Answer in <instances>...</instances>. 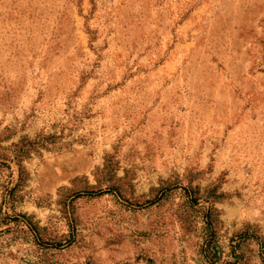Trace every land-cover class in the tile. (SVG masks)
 Returning a JSON list of instances; mask_svg holds the SVG:
<instances>
[{"label": "rangeland", "instance_id": "1", "mask_svg": "<svg viewBox=\"0 0 264 264\" xmlns=\"http://www.w3.org/2000/svg\"><path fill=\"white\" fill-rule=\"evenodd\" d=\"M0 264H264V0H0Z\"/></svg>", "mask_w": 264, "mask_h": 264}]
</instances>
